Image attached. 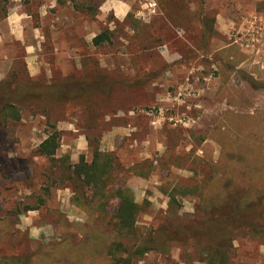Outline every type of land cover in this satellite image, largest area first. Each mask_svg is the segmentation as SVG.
<instances>
[{"label":"rangeland","instance_id":"1","mask_svg":"<svg viewBox=\"0 0 264 264\" xmlns=\"http://www.w3.org/2000/svg\"><path fill=\"white\" fill-rule=\"evenodd\" d=\"M105 1L0 0V264H112L100 243L88 262L70 253L112 231L122 186L141 206L136 225L168 240L138 256L139 240L125 239L115 264H209L177 223L213 216L200 191L225 197L227 211L264 181V0H165V17L129 0L123 19ZM54 129L58 148L40 154ZM97 153L116 166L89 188L69 166ZM250 210L224 242L226 264H264V197Z\"/></svg>","mask_w":264,"mask_h":264},{"label":"trees","instance_id":"2","mask_svg":"<svg viewBox=\"0 0 264 264\" xmlns=\"http://www.w3.org/2000/svg\"><path fill=\"white\" fill-rule=\"evenodd\" d=\"M167 13V12H166ZM109 39L105 32H102L92 38L93 44L97 45L101 43L103 40ZM65 87V86H64ZM63 87V88H64ZM69 87L64 89V92L70 94ZM51 95V91L49 94ZM71 96V94H70ZM72 97V96H71ZM74 97V96H73ZM72 97V99H73ZM75 98V97H74ZM79 99V98H78ZM92 105L95 104V100H89ZM55 104V103H54ZM2 110H9V113L14 109L12 106L7 105L4 106ZM58 140H59V132L54 129L50 132L47 137L39 144L38 152L40 154L51 157L55 150L58 148ZM221 143V142H220ZM258 158L264 159V154L260 157V153L258 154ZM116 159L111 154H95L94 158L88 162L84 159L83 155L79 156L78 161L75 164L69 166V171L72 176L82 181L83 184L88 186L89 188H95L98 182H103L109 175V173L115 168ZM260 175L264 177V165H260ZM216 180V179H215ZM220 182V180H219ZM264 181L254 182V187L251 192L246 193L243 192L239 194L238 202L232 204L231 210L223 211L221 207H223L225 202V197L222 195H213L210 196L211 190H205V192H199V207L200 208H209L212 210L210 218L203 222H188L187 225H182V223H177L178 227L174 228V231H179L183 234V236H178L177 239L183 240L186 238L187 233H191L192 237L195 240L198 248L206 253L205 256L206 261L209 264H226L228 260V252L229 248L224 244V242L229 241L231 228H237L243 223L244 220H247L251 213L250 209H254L264 197V186H262ZM115 195L118 198V204L115 209V213L112 216L113 220V229L109 234L103 235L99 234L94 236V239L91 236H88L86 240L80 245V247H76L78 249L73 250L70 255L75 259H80L81 261L86 260L89 261L90 256H94L96 243H100L104 251L105 257L109 258L112 264H115L118 260L122 261L123 259H119L115 257V251L118 250L119 246L123 244L125 239H134L139 240L132 252L130 254L142 256L146 253L151 247L149 244L151 242L156 241H166L167 232H165L164 228L155 229L153 227L145 228L138 227L136 225V218L141 210V206L134 200L132 191L130 188L126 186H122L115 190ZM217 196L218 200L210 201V197ZM175 200L173 194H170V201ZM70 203L74 204L78 208L83 211L89 210V202L83 194L74 193L70 198ZM205 204V205H203ZM243 205V206H242ZM242 206V207H240ZM36 209V207L27 206L25 210ZM91 219L94 220V214L91 215ZM264 220V212H261V215L257 217V220ZM206 223V224H205ZM257 224V223H256ZM254 224V228H260L258 225ZM95 227V226H93ZM264 233V229L261 231ZM96 241V242H95ZM125 252H129L128 249L124 250ZM130 256H127L126 264H129L131 261ZM102 257H97L96 262H99ZM10 261V264H26L27 259L23 257L16 256H8V259L5 261Z\"/></svg>","mask_w":264,"mask_h":264},{"label":"crops","instance_id":"3","mask_svg":"<svg viewBox=\"0 0 264 264\" xmlns=\"http://www.w3.org/2000/svg\"><path fill=\"white\" fill-rule=\"evenodd\" d=\"M150 2H145L142 5L139 4L140 7L137 8L136 12L138 15H142L143 17L145 15H149L147 11H155L156 14H161L165 17V13H166V8H165V0H156L157 2H153L154 3V7L152 10H150L148 8V4L151 3V0H147ZM169 1H173V0H169ZM104 9H108L113 11V14L115 15V17H117L118 19H123L125 18V16L128 14V12L131 9V4L129 0H106L104 3ZM166 20V18H165ZM222 20V19H221ZM221 20H218V30H222L225 29L221 26ZM169 23V21H168Z\"/></svg>","mask_w":264,"mask_h":264},{"label":"built area","instance_id":"4","mask_svg":"<svg viewBox=\"0 0 264 264\" xmlns=\"http://www.w3.org/2000/svg\"><path fill=\"white\" fill-rule=\"evenodd\" d=\"M153 7H154V3H150V4H148V8H149L150 10H152ZM152 12H153V11H152Z\"/></svg>","mask_w":264,"mask_h":264}]
</instances>
